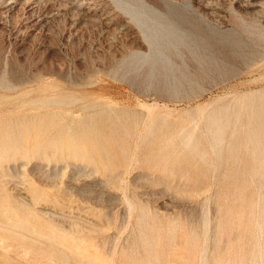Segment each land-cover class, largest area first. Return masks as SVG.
<instances>
[{
	"label": "rangeland",
	"instance_id": "1",
	"mask_svg": "<svg viewBox=\"0 0 264 264\" xmlns=\"http://www.w3.org/2000/svg\"><path fill=\"white\" fill-rule=\"evenodd\" d=\"M255 111L264 0H0V264H264Z\"/></svg>",
	"mask_w": 264,
	"mask_h": 264
},
{
	"label": "bare ground",
	"instance_id": "2",
	"mask_svg": "<svg viewBox=\"0 0 264 264\" xmlns=\"http://www.w3.org/2000/svg\"><path fill=\"white\" fill-rule=\"evenodd\" d=\"M254 102V101H253ZM258 104V103H257ZM264 112L263 111H255V114L253 115V117H255V120H259L263 122V119H264V116H263ZM249 117V116H248ZM251 121V120H249ZM159 123V122H158ZM256 124V123H255ZM210 126L213 127V137L219 141L221 140V132H222V129H221V125H220V120L217 119L215 122H210ZM264 127V126H263ZM258 131H262V124H259L258 127H257ZM153 130V129H152ZM264 132V131H263ZM252 134V133H251ZM249 135V134H248ZM263 136V135H262ZM253 138V137H252ZM261 140V139H259ZM169 142V141H168ZM264 142V141H263ZM260 144V143H259ZM168 145V144H167ZM188 146V145H187ZM192 147H189L190 149H195V150H198L199 154H200V151L199 149L196 148L195 146V143L194 145H191ZM167 148V147H166ZM171 148V147H170ZM172 149V148H171ZM176 156V155H175ZM197 156V155H196ZM199 157V156H198ZM175 159V158H174Z\"/></svg>",
	"mask_w": 264,
	"mask_h": 264
}]
</instances>
